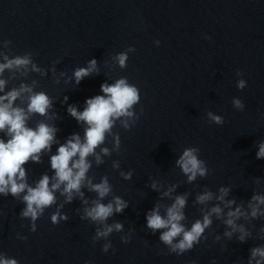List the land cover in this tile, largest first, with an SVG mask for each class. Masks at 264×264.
Returning a JSON list of instances; mask_svg holds the SVG:
<instances>
[{
    "label": "clouds",
    "instance_id": "obj_1",
    "mask_svg": "<svg viewBox=\"0 0 264 264\" xmlns=\"http://www.w3.org/2000/svg\"><path fill=\"white\" fill-rule=\"evenodd\" d=\"M210 39V38H209ZM11 43V41H6ZM159 45L160 41H156ZM128 51H134L129 48ZM3 55L5 63H0V76L5 70L22 71L26 73L31 65V70L40 72L41 70L32 63L31 54L23 56H15L9 59L7 55ZM115 60L121 68L126 67L128 55L126 52L119 53ZM97 61L92 59L88 62L87 67H81L74 70L73 77L76 85L93 73H98ZM239 71L237 75H239ZM63 75V73H61ZM6 80L0 79V92H4ZM237 87L243 89L245 81L240 80ZM103 95H96L85 101V107L82 111L78 110L75 105L69 104L67 113L73 117L77 123L83 124L84 135L78 133L71 134L64 143H59L56 139V133L59 129L54 123L50 124L45 121L38 122L35 127L29 125L32 115L38 114L46 117L48 120H55L56 114L49 113L53 107L52 99L44 92H34L33 88L26 84H21L19 88H13L3 95H0V133L4 136L0 137V195L7 197L11 195L13 198L20 200L25 207L20 212L22 219L30 220V231L36 232V221L44 214L45 209L51 207L57 202L56 193L65 197L64 203H71L74 198H79L85 205L81 220H88L93 224L102 225L97 228L93 241L100 238H107L113 231L120 232L123 230V224L116 222L108 224L107 221L116 213H122L128 203L119 196L107 203L102 202L105 197L112 192V185L109 183L108 177L101 178V182L93 183V178L88 176L92 167V161L89 157H94L97 165L103 163L101 153L105 156L111 155L107 147L100 148L104 144L107 135L114 136L113 151H120L119 134H113L116 121L121 120V125L125 130H130L131 125L134 126L139 120L132 110L133 106L140 101L139 90L136 86L128 83L126 78H119L113 84L102 83L100 86ZM27 95L26 107L16 104V101ZM67 97L64 98L65 102ZM233 105L237 109H242L243 104L239 99L233 100ZM143 109L141 108V114ZM209 119L216 125L225 123L224 117L214 115L212 112L207 113ZM133 117H135L133 119ZM58 144L55 154L49 157L50 168L53 175L47 173L42 174L35 185H29L27 182V173L25 165L28 162L41 163V157L45 153L52 151V146ZM100 148L98 153L96 150ZM199 147L193 146L185 148L176 161V165L187 176L188 182L194 181L197 176L207 177L210 169L206 162L199 158ZM257 159H264V142L259 144V150L256 153ZM114 168H119V162H113ZM132 171L128 173L121 172L120 175L128 180L131 179ZM257 183L259 181L257 180ZM151 187L159 190L157 182L153 181ZM175 185L162 193L163 196L170 197L175 190ZM83 188H87L89 192H95L97 198L91 201L85 198ZM230 188L221 187L219 195L215 199L228 208L227 219L224 223L231 229L226 231L224 235L231 239L234 233L238 232L237 239L245 242L251 233L245 229L243 225L236 223L241 217L251 216L253 219L264 216L260 205H264V195L254 194L249 201L248 208L250 213L243 210L242 206H232L236 204L234 199L226 200ZM187 196L177 195L174 202L165 208V214H161V205L157 204L146 214V227L155 234L159 230V240L168 247L169 253L183 255L192 250L196 245L200 244L201 238L204 236L205 230L212 225V216L218 219L223 215V209L219 204L211 207L210 210L203 213L202 220L197 219L190 227H186L182 223L186 219L184 209L187 205ZM214 194L211 191H204L196 197V203L206 204L213 200ZM51 215L53 225H58L61 220L67 221L69 217L61 214L59 208ZM203 211V210H202ZM3 213H0L2 215ZM264 232V228L261 229ZM19 239H27V237H18ZM179 238V239H177ZM131 237H121L123 243H128ZM207 239V237H204ZM218 240L219 237H216ZM112 247L111 242L103 245V251L108 252ZM264 264V246H256L250 249L248 264ZM0 264H19L17 259L5 258L0 255ZM194 264V262H193ZM215 264V261H213Z\"/></svg>",
    "mask_w": 264,
    "mask_h": 264
}]
</instances>
